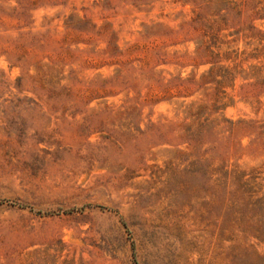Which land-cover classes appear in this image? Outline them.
I'll list each match as a JSON object with an SVG mask.
<instances>
[{
    "label": "rangeland",
    "instance_id": "1",
    "mask_svg": "<svg viewBox=\"0 0 264 264\" xmlns=\"http://www.w3.org/2000/svg\"><path fill=\"white\" fill-rule=\"evenodd\" d=\"M0 264H264V0H0Z\"/></svg>",
    "mask_w": 264,
    "mask_h": 264
}]
</instances>
